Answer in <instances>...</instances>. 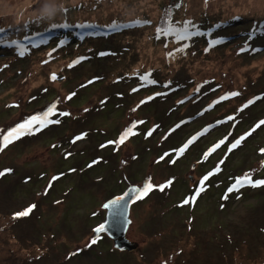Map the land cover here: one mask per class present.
I'll return each instance as SVG.
<instances>
[{
  "label": "rangeland",
  "instance_id": "obj_1",
  "mask_svg": "<svg viewBox=\"0 0 264 264\" xmlns=\"http://www.w3.org/2000/svg\"><path fill=\"white\" fill-rule=\"evenodd\" d=\"M164 3L0 0L8 39L125 31L0 49V264H264V186L229 191L264 180V0H184L168 28ZM147 183L127 234L137 250L91 244L105 203Z\"/></svg>",
  "mask_w": 264,
  "mask_h": 264
},
{
  "label": "trees",
  "instance_id": "obj_2",
  "mask_svg": "<svg viewBox=\"0 0 264 264\" xmlns=\"http://www.w3.org/2000/svg\"><path fill=\"white\" fill-rule=\"evenodd\" d=\"M183 3L184 0H165L164 6L162 7L164 19H162V21L159 23V26L162 28L170 27L174 21V16L176 15L178 8H180ZM69 28L70 27L64 28L60 25H55L49 27L47 30L44 31L43 34L37 35L36 33H32L31 36H28L26 34L16 39H8L9 34L13 33L14 30L5 31L4 29L0 31V49L20 48L23 49L25 52H28L31 49H36V46L40 43L42 39H50L52 37L58 38L61 35H64L63 38H59V47L63 48L69 42L70 39L71 41L76 40L77 42L82 43L84 41L103 40L106 38L114 37L117 34L125 33V31L113 30L99 25H85L84 28ZM20 30V33H22V30L24 29L21 28Z\"/></svg>",
  "mask_w": 264,
  "mask_h": 264
},
{
  "label": "water",
  "instance_id": "obj_3",
  "mask_svg": "<svg viewBox=\"0 0 264 264\" xmlns=\"http://www.w3.org/2000/svg\"><path fill=\"white\" fill-rule=\"evenodd\" d=\"M134 190H142L138 186L131 185L121 195L114 197L107 201L103 206L106 212V218L104 223L105 231L97 233L94 230L93 237L96 239L101 235L107 236L113 241L114 248L120 252H133L137 250V247L128 239L127 234L131 225V211L132 208L140 201V199H134L136 192ZM121 198H123L121 200ZM115 200H121L119 205L112 206V202ZM100 227V226H99ZM97 229V228H96Z\"/></svg>",
  "mask_w": 264,
  "mask_h": 264
},
{
  "label": "snow or ice",
  "instance_id": "obj_4",
  "mask_svg": "<svg viewBox=\"0 0 264 264\" xmlns=\"http://www.w3.org/2000/svg\"><path fill=\"white\" fill-rule=\"evenodd\" d=\"M53 79H55V76H53ZM235 95V94H233ZM52 110L50 109L49 110V113H46L45 114V117H44V120L43 121H38L36 117H33L31 120L29 121H26L25 123H22L20 125H18L17 127L11 129L10 131H8L7 135H5L3 137V144L4 146H7L8 143H10L13 139H16V138H19L21 135H24L25 134V130L26 129H31V126L34 122H41V123H44V122H47V115L51 114ZM66 115V113H65ZM58 122V121H57ZM261 123H264V121H262ZM134 127V126H133ZM131 134H134L132 133L131 129H129L128 131H126L119 139V141H117L116 143H119V144H122L124 143V141L127 139V137ZM82 137H76V139H81ZM240 143V141H237L235 144L232 145V147H236L238 144ZM2 150V149H0ZM10 171V170H9ZM4 173L3 172H0V175H3ZM208 177L205 176L203 178V180L201 181V185H203V182L204 180H207ZM171 184V181H169V185ZM245 185H251L253 187H260V186H264V180H253L250 176H245L243 178H239L237 179L236 181V184L233 185V187H231L229 189V191H234V190H239V187H244ZM153 185L151 183H147L145 185V187L142 189V190H134L136 192V196L134 197V199H141L143 198L144 196H146L152 189H153ZM160 187V190L163 191L164 187L165 186H159ZM199 191H203V187L200 188ZM199 191L197 192V195L199 194ZM226 198V197H225ZM123 198H121L122 200ZM195 199V198H193ZM121 200H115L112 202V206H115V205H119L121 203ZM185 204L189 203L188 200H185L184 201ZM105 207H109V205H105ZM33 208H35V205H32L30 206L29 208H27L25 211L23 212H19V213H16V217H24V216H28ZM95 231L97 233H100V232H103L105 231V226L101 225L100 227H98L97 229H95ZM98 239V237H97ZM97 239H93L91 241V244H95L97 242Z\"/></svg>",
  "mask_w": 264,
  "mask_h": 264
}]
</instances>
